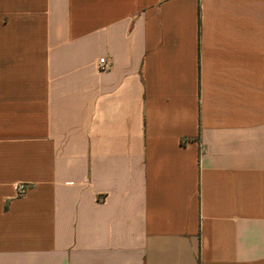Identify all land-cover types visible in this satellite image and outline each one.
Here are the masks:
<instances>
[{
	"label": "crops",
	"instance_id": "1",
	"mask_svg": "<svg viewBox=\"0 0 264 264\" xmlns=\"http://www.w3.org/2000/svg\"><path fill=\"white\" fill-rule=\"evenodd\" d=\"M0 264H264V0H0Z\"/></svg>",
	"mask_w": 264,
	"mask_h": 264
},
{
	"label": "built area",
	"instance_id": "2",
	"mask_svg": "<svg viewBox=\"0 0 264 264\" xmlns=\"http://www.w3.org/2000/svg\"><path fill=\"white\" fill-rule=\"evenodd\" d=\"M98 69L99 71H105L108 69V64L105 61V58L102 57L98 60ZM26 189L27 187L25 183H18L13 187L14 195L17 197L21 196L25 193Z\"/></svg>",
	"mask_w": 264,
	"mask_h": 264
}]
</instances>
